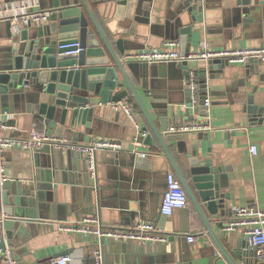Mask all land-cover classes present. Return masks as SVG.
<instances>
[{"label": "crops", "instance_id": "1", "mask_svg": "<svg viewBox=\"0 0 264 264\" xmlns=\"http://www.w3.org/2000/svg\"><path fill=\"white\" fill-rule=\"evenodd\" d=\"M44 1L48 3L47 0H0L2 4H25L28 11L40 10L42 2L43 5H47ZM166 1L160 0L155 4V7L162 10L157 17L160 20L165 18ZM173 5L176 6L177 2ZM12 14H1V43L6 37L9 21L14 20L15 23L18 20L12 18ZM197 16L191 53L202 49L200 41H207L213 49L264 45V0H250L246 4L241 3V0H204V10ZM119 23L124 26L123 21ZM120 25L115 22L112 29L116 32L127 30ZM104 27L122 58L125 53L134 50L133 48H161L168 40L178 41V49L181 52L178 39H165L160 46L152 47L147 45L146 37L126 34L119 38V35H112L106 24ZM153 28L157 29V33H161L158 26L153 25ZM156 43L158 42L155 41L154 44ZM258 60L255 65L259 74L254 75L239 90H236L235 81L229 84L232 80L223 78V71L219 79L210 81L209 91L225 89L227 92L208 93L211 102L209 107L207 106V116L204 117L199 111L194 110L195 106L199 105V97L198 103L196 105L192 103L190 112L187 113L186 76L175 61L139 64L143 68L142 75L130 73L160 131H162L160 116L163 114H167L170 126L194 121L209 122L210 127L206 129L174 132L170 131L169 127V132L187 134L189 149L193 140L199 139L204 151L211 149L208 156L228 167L224 174L223 182L226 186L223 191L229 193L230 198L225 201L224 214L219 212L224 222L233 216V208L237 205L264 208V110L259 118H249L243 110L247 96L259 106H264V61ZM196 62L193 66L197 67L203 61ZM242 64L231 63L227 68L230 74L228 77L236 78L238 66ZM196 74L199 90L198 72ZM131 97L134 98L131 95L128 99L134 106L135 120L122 108L116 109L110 103L99 104L96 115L98 119L93 123V132L84 134V141L75 140L73 138L75 135L67 132L65 125L59 123L50 125L44 120L37 119L34 113L24 111V106L14 108L13 111L9 109L0 111V121L5 123L4 133L8 136H25L35 124L73 143L89 144L103 138L121 142L122 149L117 150L115 154L108 149H98L96 174L88 173V184L93 188L91 193L94 200H97L94 205L98 206V215L103 224L133 227L140 221L152 220L166 233H176V238L174 240L169 238L165 243H128L98 237L93 233L65 231L60 227L61 222L74 223L84 215H94L93 202L90 200L84 202V212L81 208L73 211L69 207L65 220L54 219L53 212V220L33 225L30 232L24 236L18 235L19 241L3 250L4 257L10 255V250L18 264H48L58 257L54 256L56 253L66 250L67 252L62 255H69V264H96L95 252L101 250L103 264H232L208 232L189 196L187 206L176 208L170 216L161 214L166 175L169 172L177 175V172L140 105L134 98L136 105ZM144 126L147 127L145 132L141 130ZM147 132L154 135L152 146L137 140L140 134L144 135ZM231 132L233 134L230 135ZM164 138L173 157L185 175L190 178L184 153L179 152L172 140L165 136ZM252 144L258 146L256 154L250 150ZM140 151L149 154L142 157L138 155ZM26 154L25 148L5 149L0 153V163L4 162L5 168L10 164L13 170L22 173L25 170L23 160ZM76 184L87 190L88 185L83 183L82 176L76 178ZM203 206L222 242L236 261L239 264H261L256 254L251 253L242 259L239 258L236 253L238 244L247 240L243 230L241 228L235 231L224 230L223 226L218 224L217 215L208 211L206 203H203ZM189 236H194V241H189Z\"/></svg>", "mask_w": 264, "mask_h": 264}, {"label": "water", "instance_id": "2", "mask_svg": "<svg viewBox=\"0 0 264 264\" xmlns=\"http://www.w3.org/2000/svg\"><path fill=\"white\" fill-rule=\"evenodd\" d=\"M47 2L44 1L47 5H43V2L40 4V10L29 11H48L44 20H16L15 23L10 20L8 23L6 37L0 42V46H3L0 48V111H13L14 108L24 106V111L34 113L36 118L50 125H65L66 131L75 135V140L84 141V134L93 132L99 104L107 105L134 96L208 232L229 261L239 264L222 242L203 206L206 203L208 211L217 215L218 224H225L219 214H224L225 201L230 198L229 193L223 191L226 186L223 182L224 174L228 167L208 156L211 149L204 151L199 139H194L189 149L187 134L169 132L167 114L160 116L162 131L157 128L130 76V73L142 75V65L139 64L143 63L124 62L104 27L106 24L112 35H119V38L126 34L146 37L147 45L152 47L160 46L165 39H178L181 54L188 57L193 46L197 15L204 10V0H167L163 20L157 18L162 10L155 7L160 0ZM175 2L176 6L173 5ZM242 2L246 4L250 0H241ZM120 21L124 22V26L120 25ZM115 22L127 30L114 31L112 27ZM153 25L161 28V33H157ZM155 41L158 43L154 44ZM77 42L78 46L75 45ZM115 43L118 44V41ZM76 48L80 50L68 52ZM200 59L186 58L175 63L186 76L187 113L192 107L190 74L192 70L198 72L200 102L194 110L199 111L202 117L207 116L204 101L208 93L227 92L225 89L208 90L210 81L219 79L222 71L225 80H232L229 84L235 81L236 90L259 74L255 65L259 61L257 58H248L238 66L234 79L232 76L228 77L230 74L227 68L231 63L227 58ZM196 61L203 62L196 67L193 66ZM243 110L249 118H259L264 106H259L247 96ZM141 130L147 131V127L144 126ZM164 136L172 140L179 152L184 153L190 178L173 157ZM203 138L208 139L206 136ZM137 140L152 146L154 135L151 132L140 134ZM25 150L27 156L23 160L24 172L13 170L10 164L0 172V248L3 250L19 241L18 235L24 236L30 232L33 225L53 220V212L54 219L65 220L69 207L73 211L81 208L84 212V202L92 200V213L99 214L98 206L94 205L97 200H94L91 193L93 188L88 184L87 155L50 144L36 150ZM98 167L100 168L99 165ZM78 176H82L83 183L88 185L87 190L76 184ZM168 235L170 239L176 238L174 232ZM249 248L247 240L238 244V257L242 259L251 253L256 254ZM65 252L67 251H60L54 256L59 257ZM9 253L14 258L12 251L9 250Z\"/></svg>", "mask_w": 264, "mask_h": 264}, {"label": "built area", "instance_id": "3", "mask_svg": "<svg viewBox=\"0 0 264 264\" xmlns=\"http://www.w3.org/2000/svg\"><path fill=\"white\" fill-rule=\"evenodd\" d=\"M3 13H13L12 18L27 22L29 20L41 21L47 16L46 11L29 12L25 4L17 3L11 5L9 3L2 4L0 2V19ZM179 42L176 40H168L161 48H144L128 51L123 56V61L152 63L156 61H178L186 58L208 59L211 57H225L230 63L242 64L248 58H257L264 61V45L249 48H224L213 49L207 41H200L202 49L190 53L188 57L181 54L178 49ZM79 45V43H75ZM80 48L72 49L68 52H78ZM191 87H192V103H198V82L197 74L192 71ZM210 98H206L204 104L209 107ZM114 108H122L128 116L135 120L134 106L128 98L121 99L117 102H111ZM5 123L0 121V153L9 148H25L36 150L50 144L54 147L70 148L80 151L87 155V170L89 173L96 174V152L98 149H109L117 151L122 149L121 142L112 139H99L89 144L73 143L67 138L50 132L48 129L39 128L33 125L25 136H8L4 133ZM210 127L209 122L194 121L171 125L170 131H191L201 130ZM252 153L258 152V146L252 144L250 146ZM148 152H138L139 156L146 157ZM5 168L4 162L0 163V172ZM167 189L164 193L161 214L170 216L176 208L185 207L188 204V194L184 189L179 177L174 172H169L166 176ZM60 227L65 231L80 232L83 234L93 233L98 237H107L121 242L128 243H165L169 240V235L160 226L152 220L140 221L133 227L107 226L104 225L99 215H84L81 219L74 223L61 222ZM242 229L249 247L256 252L258 261L264 264V208L254 205H237L233 208V216L225 222L223 229L227 231H235ZM194 236H189V241H194ZM96 264H103V252L97 250L95 252ZM69 255H61L48 264H69ZM0 264H18V261L10 255L4 257V251L0 248Z\"/></svg>", "mask_w": 264, "mask_h": 264}, {"label": "trees", "instance_id": "4", "mask_svg": "<svg viewBox=\"0 0 264 264\" xmlns=\"http://www.w3.org/2000/svg\"><path fill=\"white\" fill-rule=\"evenodd\" d=\"M131 98L133 99L132 101H133V102H135V99H134L133 97H131ZM135 104L137 105V103H136V102H135ZM37 119H38V118H37Z\"/></svg>", "mask_w": 264, "mask_h": 264}]
</instances>
